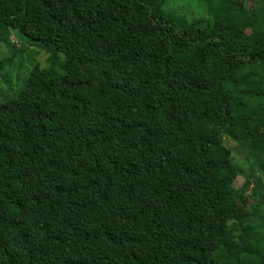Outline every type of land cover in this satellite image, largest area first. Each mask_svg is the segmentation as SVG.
Segmentation results:
<instances>
[{"label":"trees","instance_id":"trees-1","mask_svg":"<svg viewBox=\"0 0 264 264\" xmlns=\"http://www.w3.org/2000/svg\"><path fill=\"white\" fill-rule=\"evenodd\" d=\"M166 1L0 0L50 54L0 101V264H264L224 144L264 172V7Z\"/></svg>","mask_w":264,"mask_h":264},{"label":"rangeland","instance_id":"rangeland-1","mask_svg":"<svg viewBox=\"0 0 264 264\" xmlns=\"http://www.w3.org/2000/svg\"><path fill=\"white\" fill-rule=\"evenodd\" d=\"M221 1L223 0H167L165 6L187 19L208 18L212 5H217ZM244 5L254 10L264 7V0H245ZM8 36L9 42H3L0 38V60L15 56L10 63L0 69V101L13 98L22 90L33 66L46 68L50 63L49 52L39 48L34 41L17 29H10ZM60 58L64 59L62 53ZM224 144L231 151L232 162L240 169L234 182V186L242 191L237 211L240 221L247 224L250 220L256 222L263 220L264 172L250 150L227 135H224Z\"/></svg>","mask_w":264,"mask_h":264}]
</instances>
